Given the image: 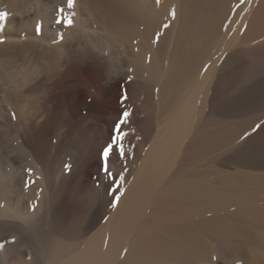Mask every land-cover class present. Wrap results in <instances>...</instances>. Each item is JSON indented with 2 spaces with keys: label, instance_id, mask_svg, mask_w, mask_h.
Here are the masks:
<instances>
[{
  "label": "bare ground",
  "instance_id": "6f19581e",
  "mask_svg": "<svg viewBox=\"0 0 264 264\" xmlns=\"http://www.w3.org/2000/svg\"><path fill=\"white\" fill-rule=\"evenodd\" d=\"M28 2L7 0L0 14H24ZM33 2L39 8L24 31L35 35L40 26L41 37L34 36L32 43L50 44L44 46L42 59L53 73L60 62L56 49L64 43L80 47L75 56L86 61L83 71L101 68L87 65L94 51L88 47L91 41L96 51H111L118 44L138 50L130 91L158 112V121L141 155L121 158L127 175L122 173L116 195H123L115 206L112 195L101 196L94 186L80 193L78 183L67 184L66 178L57 186L52 149L46 142L41 153L42 137L34 139V146L43 167L23 152L31 169L28 194L22 193L12 169L18 158L0 160V264H230L231 259L261 264L264 107L223 115L218 110L224 106H216L215 97L229 77H238L230 103H264V0H95L90 14L97 28L81 17L77 0L72 8L68 0L58 7L50 1L45 6L42 0ZM243 10L241 26L249 25L240 37L242 27L233 28ZM54 14L65 22L71 18L72 26H53ZM71 55L62 60L66 68L59 76L71 73ZM31 63L41 64L39 59ZM5 70V101L11 110L19 118L24 112L37 115L24 105V98L17 99L24 87L19 76L9 66ZM73 89L66 84L59 96L61 121L67 123ZM107 143L103 131L88 123L59 165L78 170ZM8 145L15 149L12 140ZM214 149L227 154L220 163L210 153Z\"/></svg>",
  "mask_w": 264,
  "mask_h": 264
},
{
  "label": "rangeland",
  "instance_id": "374dc122",
  "mask_svg": "<svg viewBox=\"0 0 264 264\" xmlns=\"http://www.w3.org/2000/svg\"><path fill=\"white\" fill-rule=\"evenodd\" d=\"M6 1L7 0H0V5H4ZM28 1V7L26 8V11H24V14L18 11H12L5 17V19L2 21L4 30L0 32V41H2L0 42V82H2L0 83V160L7 162L9 158H18V162L16 163V165L12 166V169L14 170L15 174H17L16 176L21 184L22 193L28 194V190L30 187V174L27 170L29 169V165L25 161L23 152L28 153L31 159L36 161L39 166L43 167V164L39 160V153L34 146V141L36 139L38 140V137H42L43 141L41 140L42 143L40 148L43 149L41 150V153L45 151L46 142L50 144L52 149V166L56 167L55 180L57 186L63 178H66L67 184L71 182V184L78 183V192L80 193H84L90 186H94V188L98 191V194H100L101 196H113L114 192L115 194L118 193L116 192V184H121V181L119 179H109V177L102 171V151L111 143L114 126L117 121L121 119L122 111H128L129 113H131L128 123L122 126V131L127 134L122 143L126 150V154L128 156L131 155V157L140 156L145 146H148V143H150L154 136V131L156 129L155 126L158 121V112L155 111L154 108H152L145 101L142 102V100L134 97L130 91L131 83L135 82L136 80V78H134L133 76L132 59L137 56L138 50L131 49L130 47L127 48V45L125 47L121 44L120 45L122 48H120L118 47L120 46L118 44V46L113 47V49H116H114L115 51L113 49V51H96V43L94 41H91L92 44H89L88 47L91 49L93 48L94 51H90V58H92H89L90 61H88L87 59V63H89L87 65L91 68L99 65V67L101 68L99 71H96L94 69L92 71H83L81 70V68L84 67V65L86 66V61L75 56V54L79 52L80 47L77 46L76 42H68V44L64 43V45H62L63 48L61 46L56 49V54L58 56V59L60 57V62L59 68L56 71L57 74L53 73L52 70H50V64L42 59L43 49L46 44H44V42H42L41 44L39 43L40 41H38L37 43H32V39H34L33 37H41L42 31L36 30L35 35L27 34V32L24 31V26L30 22L29 20L35 17V15L37 14L36 11H38L39 8L34 4L33 0ZM49 1L52 4H55L57 7L61 3V0H42V4L44 6L48 3L50 4ZM77 3L79 4L81 9V17L85 19L87 23H90L92 27L97 28L96 21H94V18L90 14V10L93 9L92 5L95 6V0H77ZM243 13H245L244 10L238 17L239 19H237L239 24L236 21L237 23H235L234 25L233 29L235 31H237L238 28L242 27L241 18ZM57 16L58 14H54L53 26H56V20L58 18L60 19V17L57 18ZM247 25H249L248 22L245 26L242 27V29H240V37H243L245 35L248 29ZM229 39L230 38H227L225 43ZM62 42L63 40H60L59 44ZM93 42L95 45L93 44ZM49 46L50 44L46 45L47 48H49ZM93 46H95L96 48ZM222 49H225V44ZM68 52L72 53L71 61L72 57L73 61L70 62V65L71 68H73L69 75H66V77H61L66 68L65 64H63L64 61L62 60L67 56ZM38 59L41 62V67L31 63H34V61ZM8 66L10 67L11 72L19 76L18 79H20L21 85L24 86H22L23 90L21 89L22 91L20 97L22 96V94L24 95L21 98L17 97V99L22 100L24 98V105L27 106L28 109H31V111L32 109H35L36 111L34 110V112H37V115H31V113L27 114L28 112H24V116H20L21 118H19L15 114V112L11 110V106L5 101L7 98V96H5L4 94L5 90L7 89V87H5L7 86L5 85L7 82L5 77L8 75L5 68H7ZM27 68L29 70L28 72ZM30 68H32V71L30 70ZM33 69L35 70L34 72ZM52 73L58 75V78L57 76H55L54 78V75ZM238 76L241 77V73H239ZM237 78L235 77L230 80L229 77V79L226 81V84H223L221 91L215 97V105L218 107L221 105L222 108L224 106L223 109L218 110V113L224 115V113L226 112L227 114L225 113V115L237 116L242 114L244 115L245 113H249L253 110L264 107V103H260L257 100L246 101L244 103H241L239 101L240 103H234L233 105L232 103H230V99H232L230 97L232 95L231 93L235 90V88H237ZM57 79L59 80L57 81ZM49 80L52 82L56 80V82L52 83ZM23 82L24 84H22ZM66 84H72L74 88L73 90H75L72 93V98L68 102L69 106H71L72 109V115L69 120L70 122H68L69 124L67 122L61 121L62 111L60 110H62V108L61 100L59 99V96L61 95ZM125 93L127 94L128 99L122 101L121 97ZM56 96L57 99L60 100V102L55 99ZM221 99L222 101L220 102ZM222 103H224V105ZM227 105L229 107H227ZM51 106L54 107L52 108ZM73 114L75 116H73ZM220 120V122H224L222 121V119ZM232 120L236 119H231V121ZM45 121H47V123ZM50 123L55 124H51L50 126ZM60 123L62 124V126ZM88 123L94 126V128H99L100 131H103L108 145L102 146L96 153H94L95 155H89L82 162V164L78 165V170H73L70 167V171L66 170V164L59 165L60 160L65 155L67 148L72 142V139L83 129H85V126ZM42 124L43 126H41ZM48 124L49 127H46L48 126ZM151 129H153L154 131ZM35 133L36 135H34ZM9 140H12L15 149H10L8 145ZM18 147L21 148V152L20 150L16 149ZM210 153L212 154V156L216 155L218 158H220L219 163L224 160L225 156H227V154L221 149H214ZM109 168L113 175L116 177H119L120 175H122V173H125V175H127L126 165L116 151H113L109 158ZM221 169L223 171L230 172V169ZM75 173H77V175ZM17 238H15L16 241L20 239V236L18 239ZM234 260L235 259H231L230 264H243L242 261ZM260 263L262 264L264 263V261H260Z\"/></svg>",
  "mask_w": 264,
  "mask_h": 264
},
{
  "label": "snow or ice",
  "instance_id": "6c2138e0",
  "mask_svg": "<svg viewBox=\"0 0 264 264\" xmlns=\"http://www.w3.org/2000/svg\"><path fill=\"white\" fill-rule=\"evenodd\" d=\"M76 0H68V7L72 8L75 6ZM58 11L62 14L64 12V9H58ZM7 14H0V21H3L5 16ZM174 15V13H173ZM57 24H60L62 26H64L66 24V26L71 27L73 24V21L71 18H68L66 20V22L62 19H57L56 20ZM39 25L37 26V30L39 31ZM167 27V26H165ZM4 30V26L2 23H0V32H2ZM60 40H63V36L61 35L59 37ZM2 42V41H0ZM122 101H125L128 99L127 94L125 93L122 97H121ZM131 113H129L128 111H122L121 113V119L119 121H117V123L114 126L113 129V136L111 139V143L105 147L102 151V171L109 177V179L112 180H116L119 179L120 181H123V176L120 175L119 177H116L113 175V173L111 172L110 168H109V158L111 156V154L113 153V151H116L117 154L121 157V158H126V150L123 146V140L125 138V136L127 135L126 133H124L122 131V126L126 125L128 123L129 117H130ZM257 127H259V125H257ZM115 146V147H114ZM66 170L70 171L69 166H65ZM29 172V174H31V169L27 170ZM34 182V181H33ZM27 183V182H26ZM121 184H116V192H119V188L121 187ZM120 195H123V193H120L119 195H116L115 192L113 193V206H115L118 202H119V198ZM13 242H14V238H13ZM4 248V243H0V249Z\"/></svg>",
  "mask_w": 264,
  "mask_h": 264
}]
</instances>
